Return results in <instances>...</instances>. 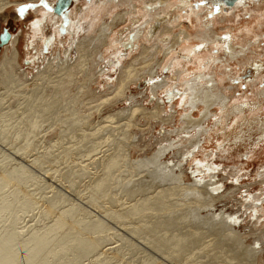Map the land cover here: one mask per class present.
Segmentation results:
<instances>
[{"label": "bare ground", "instance_id": "1", "mask_svg": "<svg viewBox=\"0 0 264 264\" xmlns=\"http://www.w3.org/2000/svg\"><path fill=\"white\" fill-rule=\"evenodd\" d=\"M149 1L151 2L144 7L143 13V16L149 18L135 28L130 35L128 34L127 39H119L118 35L114 36L113 30L118 23L116 22L118 21L117 18L121 17L118 12L111 22L107 23L104 21L98 29H95V34L83 36V39L77 43L75 41L78 52L76 57L72 55L75 50L72 43L63 50V57L61 52L63 48L61 47H65V43L69 41L65 39L64 35L62 37L60 33L61 27L58 30L56 28L58 25H55L52 29L51 39L49 40L52 58L43 69L36 71L38 73L34 74L32 79L27 77L29 72L24 69L25 67L23 68V64L36 61L42 48L44 37L47 38L49 35L47 27L50 26L49 24L53 25L54 22L59 20V17L54 18L57 15V12L54 11L56 4L39 6L36 9L35 20L32 21L33 30L31 29L27 35V38L31 41L29 42L31 48H28L27 53L29 55L28 60H24L25 62L22 60V30H20L21 33H11L9 41L0 47V51L3 48L2 53L0 52V107L3 102L9 101L16 96L24 99L25 108L20 116L21 121L33 130L37 127L46 131L54 129L56 138L53 139L50 146L56 149L61 148V152L83 150L86 148L87 142H91V146L89 147L91 150L96 149L100 144L98 139L103 136L106 138L105 141L112 140L115 143L116 152L103 153L101 157L96 158V160L100 159L103 161V166H105L108 172L104 177H100L88 184V187H91L90 197L93 200L104 198L107 195V188L112 176L109 171L111 169H118L120 167V160L130 156V150L132 148L136 149L138 146L134 142L137 138L136 129L145 132L151 129L153 125L155 126L154 121L168 124L174 116L172 113L163 114L166 112L165 101L160 97H158V101L152 110L141 103H134L116 111L110 109L123 99H132L134 94L131 93L129 96L128 91L131 92V85L141 81L142 77L147 78L149 76L150 86L156 95L159 88L167 86V80L155 81L157 68L161 65L162 61L158 64V60L154 56H151L153 54L152 49L150 51L146 45L141 47V52L130 62L125 64L122 61V75H119L115 84L110 85L111 89L109 91L98 90L100 88L98 85L100 82L99 77L103 75L102 69L104 68L100 65L101 62L106 60L110 55H113L114 60L121 62L122 50L120 47L124 41L126 48L128 44L129 46L131 44L132 47L135 44L138 46V43L145 38L150 39L152 35H154L152 39L157 38L172 31V27H170L169 32L162 30L161 35H158L157 29L161 21H154L156 16L160 17L167 7L174 5V2H171V0ZM20 2L19 0H0V19L3 17L5 19L7 12L4 11L12 3L18 4ZM125 2L136 8L133 0H107L106 3H102L101 8L111 12ZM157 3H159V7ZM232 3L231 7L234 9L244 4L243 0L233 1ZM88 8L80 9L78 12L79 16H75V19L70 24L72 25L71 28L75 27L79 29L82 27V29H85L83 23L89 15ZM67 9L63 10L62 13ZM129 12L131 10H125L124 14ZM99 19L97 17L95 21ZM150 19L152 20L150 21ZM259 25L260 31L252 34V36L260 37L264 35L263 24L259 23ZM1 27L2 25H0ZM8 30L10 31V29ZM200 33L203 34L201 36L202 44L192 45V48L186 54L180 53L179 57L181 59L183 57L184 59L178 62L179 64H185V59L190 60L189 53L197 52V49L201 45L203 47V45L210 44L211 42L222 41L224 45V60L227 63L230 64L231 60H237L243 65L245 63H251L252 65L255 63L254 66L251 65L252 71L263 67L264 62H259L258 59L256 60L250 55V53H256L253 49L256 43L260 42V38L256 40L246 39V35L250 37V33H252L250 27L245 29V33L242 35L244 41H241L238 46L234 42L237 37L240 40V35L233 33L230 26H228V31L223 35H218L211 25ZM189 36H191V32L182 29L175 36L176 41L172 42L176 45L178 40L186 39ZM158 41H162V39L159 38ZM173 48H169L168 52ZM105 50H109L108 57L104 53ZM46 56L43 58H46ZM20 68H23L22 71L19 70ZM6 71H12L9 73L11 81L8 84L10 85L6 84L3 78ZM190 75L188 73L185 74L184 71H178L176 77H174L178 87L183 86V84L185 85L181 96L188 102L187 111L189 112L180 119L181 123H185L184 128L186 130L182 129L184 135H179L177 140H170L168 144H163L157 149L156 154H153L148 159L133 160L132 170L125 171L128 165L122 166L121 173L125 174L124 180L128 179L124 182V185H128L127 182H132L133 185L138 184V182H145L144 185L133 187L134 193L141 190L145 191V194L143 198L137 199L135 202L111 212L115 218L124 219L133 216L142 218L147 214V211H150L157 218L150 221L149 225L154 228L165 226L164 233H149L147 237L157 251L167 253L168 250H171L182 253L188 244H197L199 246L200 251L198 254L193 252V247L186 249L188 252L187 257L184 259L186 264H217L215 260L222 258H219V253H224V258L225 254L229 251V243L235 245L232 247L230 244V247H232L230 251L231 260L235 258L236 254H240V257H243L247 261L246 263L244 262L245 260H236L237 262L225 261L224 258L221 259V261H225H222L223 264H263L262 246H243V238L236 229V226L243 220L240 217L243 214L226 212L224 209L218 213L212 210V208H215L218 200L221 198L227 199L230 193H223L225 191V183L223 181L212 179L218 175L216 167L204 165L202 159L196 158L197 153L195 149L199 144L198 135L203 131V122L200 124L201 118L194 119L193 115L194 109L200 103L205 105V117L211 113L210 107L216 102L223 109L226 108L227 97L221 86H219L217 74L214 71L209 76H207L205 71H199ZM2 87H4V90H1ZM106 108L109 109L106 110ZM237 108L238 106H236ZM33 109L35 112L30 113V110ZM237 111L239 112L241 109L238 108ZM7 114V112L0 113V121H2L3 126L8 125L6 123L8 121ZM51 116L52 122H50L47 128L41 125V123L39 124V119L51 121ZM96 116L102 119L97 121L95 120ZM53 117L55 118L54 122ZM159 119H162V121ZM17 123L19 122L17 121ZM193 124L194 126H192ZM162 130L164 129L162 128ZM21 135L23 134L20 131L16 133L17 137ZM24 136H28V134L26 133ZM114 137H117V139ZM32 145L33 143L28 141L20 145V148H28ZM175 147H177L180 160L172 164L163 161L162 157L166 151ZM186 163H191L190 168L195 177L193 183L187 184L184 181L182 167ZM151 164H155L156 167L151 166ZM144 167L148 171L150 168H153L155 169L154 173L159 174L156 177L149 174L152 177V179L149 177L151 180L148 178L147 180L135 178L134 176L140 171L145 172L142 169ZM153 169H150L152 173ZM31 172L32 170L24 163H20V161L16 166L0 171V246L1 243L7 245L4 248L0 247L1 258L4 259L6 257V261L0 259V264H49L53 260L56 261L63 258L66 260L63 264H78L83 259L79 258V250L87 253L89 248L91 251L97 250L98 252L95 259L87 264H107L108 255L118 251L121 245L113 244V246L111 245L103 250L102 246H106L103 243L108 234L102 235V233L105 229L110 230L111 227L100 217L92 219L84 214L81 218H77L76 215L74 217L76 211L79 210V206L76 204H71L72 206L68 209L60 211L52 222L43 227L36 226V223L27 224V222L19 225L20 220H24L25 217L24 214H18L20 211L25 212L35 207L39 209L42 207L37 204L38 201L32 198L33 194L26 191L24 187L25 180L32 177ZM48 175L46 176L47 178L50 177ZM52 175L53 173L51 172ZM207 177L208 179H206ZM14 178L17 179V183L10 186V182ZM42 180L44 181L46 178L43 177ZM161 184L163 186H160ZM151 187L154 188L153 191L150 190ZM222 187L224 188L223 191H221ZM257 198V196H249L242 203L244 202V207H249L252 210H250L252 212L250 213L249 210L244 209V214L247 215L249 213L250 216L258 219L259 216L256 215L259 211L257 209L259 205ZM56 203L57 201L49 200L48 205L43 208V212L46 214L51 212ZM204 210H208L205 215L203 214ZM205 221L207 223H204ZM149 225L141 221L138 226L132 229H141ZM87 232L89 234L86 236ZM203 256H208L211 261L202 260ZM156 259L152 258V261L146 264H160L159 262L161 261L158 262Z\"/></svg>", "mask_w": 264, "mask_h": 264}, {"label": "rangeland", "instance_id": "2", "mask_svg": "<svg viewBox=\"0 0 264 264\" xmlns=\"http://www.w3.org/2000/svg\"><path fill=\"white\" fill-rule=\"evenodd\" d=\"M19 1L21 2L18 4L12 3L8 9L4 11L7 12V18L5 17L4 19L3 17L0 19V25H2L0 34L5 27L10 29L11 33L22 32V60L25 62L24 60H28L29 58L27 54L28 48H31L29 44L31 41L27 38V35L31 29L33 30L32 21L35 20L36 9L39 6L56 4L57 0ZM106 1L107 0H72L71 7L64 12L65 14L57 13L54 18L59 17V20L54 22L53 25L49 24L50 26L47 27L49 35L47 38L44 37L42 48L40 47L41 50L36 61L23 64V68L25 67L24 69L29 72L27 77L32 79L34 74L38 73L36 71L43 69L47 65V62L51 60L52 51L49 40L51 39L52 29L55 25H58L56 27L58 30L61 27L60 33L62 37L64 35L66 37L65 39L69 41L65 43V47H61L63 48L61 50L63 57V50L69 47L71 43L75 48L72 55L76 57L78 54L75 46L76 43L82 40L83 36L95 34V29H98L104 21L107 23L111 22L118 12L121 17L117 16L118 21L116 22L118 23L113 31L115 33L114 36L118 35L119 39H127L128 34L130 35L135 28L149 18L143 16L144 7L151 2L149 0H133L136 8L125 2L114 10L111 9V12L101 8L102 3H106ZM233 1L235 2L237 0ZM171 2H174V5L167 7V9L161 13L160 17H155L154 21H161L157 29L158 35H161L162 30L169 32V28L172 27V31L169 34H164L163 36H158L153 39L152 37H154V35H152L150 38L152 40L145 38L138 43V46L135 44V46L132 47L131 44L130 46L128 44L127 48L124 41L120 47L122 50L120 57L121 62L114 60L112 57L113 55L109 56V50H105L104 52L105 55L109 57L100 64L104 68L102 69L103 75L99 77L100 82L98 85L100 88L98 90L109 91V89H111L110 85L115 84L119 75H122V61H124L125 64L130 62L141 52V47L143 45H146L150 51L152 49L153 54L151 56H154L156 60H158V64L162 61L161 65L157 68L158 71L154 78L155 81H168L167 86L159 88L158 94L156 95L150 86L149 76H147V78L142 77L141 81L131 85V92L128 91L129 96L133 93L134 97L132 99H123L119 101L110 108L111 110H121L134 103H141L143 106L152 110L158 101V97H160L165 101L166 112L163 114L172 113L174 115L171 122L168 124L154 121L155 126L153 125L151 129L145 132L136 129L137 138L134 142H136L138 146L136 149L132 148L130 150V156L120 160V167L118 169H111V171H109L112 174L109 184L110 187L108 186L109 189L107 188V195L104 198L93 200L90 197L91 187H88V184L107 175L108 170L103 166V161L100 159L96 160V158L101 157L103 153L109 154L117 151L116 145L112 140L105 141L106 138L103 136L98 139L100 144L96 149L91 150V148H89L91 142H87L86 148L83 150L61 152V148L56 149L50 146L53 139L56 138L54 129L46 131L37 127L33 130L21 121L20 116L25 108L24 99L16 96L2 103L0 113H8L6 115L8 118L6 123H8V125L3 126L2 121H0V171L16 166L19 161L27 165L33 173L31 172L32 177L24 182L25 190L32 193V198L38 201V205L42 206L40 209L35 207L34 209L29 208V211H20L18 214H24L25 217L24 220H20L19 225H23L27 222V224L36 223V226L43 227L52 222L60 211L68 209L72 206L71 204H76L79 206V210L76 211L74 217L76 215L77 218H81L83 214L92 219L100 217L111 227L110 230L105 229L102 233V235L108 234L103 243L106 246H102L103 250L111 245L113 246V244L121 245L118 251L108 255L107 264H146L151 262L152 258H157L156 260L158 262L161 261L159 262L160 264H186V262H184V259L188 255L186 249L193 247V252L198 254L200 248L197 244H188L185 251L182 253L173 252L171 250H168L167 253L162 250V252H159L147 239L149 233H164L165 226L154 228L149 225L150 221L157 218L156 216H153L150 211H147V214L142 218L133 216L130 218L117 219L113 216L111 211L121 209L123 206L129 205L137 199L143 198L145 194V191L141 190L136 193L133 192V187L144 185L145 182H138L136 185H133L132 182H127L128 185H124V182L128 179L124 180L125 174L121 173L122 166L128 165L125 171L132 170L133 160L148 159L152 157L153 154H156L155 152H157L160 146L168 144L170 140H177L179 135H184L182 129L186 130V128H184L185 123H181L180 119L189 111H187V100H184L181 96L183 89H185V85L183 84V86L178 87L176 85V79L174 78L178 71H184L185 74L188 73L189 75L199 71H205L207 76L214 71L217 74L219 86H221L227 97V107L223 109L222 106L216 102L211 105L210 108L212 111L208 116L206 115V117L204 116V104L200 103L199 106L194 109V119L201 118L200 124L203 122V131L198 135L199 144L195 149L197 153L196 158L202 159L204 165L216 167V173L218 175L212 179H220L223 181L225 183V191L223 193H230L227 199L221 198L218 200L215 208H212V210L218 213L224 209L226 212L243 214L240 216L243 220L236 226V229L241 234L240 236L243 238V246H262V262L264 264V235H260L262 233L264 234V65L259 68V70L252 71L251 63H245L243 65L237 60H231L230 64L227 63L224 60V45L222 41L211 42L210 44L203 45V47L201 45L200 48H196L198 50L197 52L189 53L191 59H185V64L182 63L181 65L178 63L184 59L183 57L182 59L179 57L180 53L186 54V52L192 48V45L202 44L201 36L203 34L200 32L206 30V27L210 25L217 31L218 35L225 34L228 31V26L232 27L233 33L240 35V40H238L237 37L234 42L236 46H238L241 41H244L242 35H244L245 29L250 27L252 33H250V37L246 35V39L256 40L260 38V42L256 43L253 49L256 53H250V55L253 56L254 59H258L259 62H264V35L260 37L255 35L252 36V34L260 31L259 23H262L264 28V0H243L244 4L236 8L238 10L231 7L233 3H225V0H171ZM27 4H32L35 7L26 10L24 15L21 16L20 13H18V7ZM157 5L159 7V3H157ZM87 7H89V15L83 23L85 29H82V27L79 29L75 27L71 28L72 25L70 24L72 20L75 19V16H79L78 12L80 9H85ZM125 10H131V12L124 14ZM97 17L98 19L100 17V19L95 21ZM220 17H222V19H220ZM174 19L176 20L174 21ZM151 20L152 19H150V21ZM182 29L191 32V36L186 39L183 38L178 40L176 45L173 44L172 41H176L175 36L178 35ZM20 30L22 31L20 32ZM196 34H198L200 38ZM159 38L162 39V41H158ZM27 44H29V46H27ZM169 48L173 49H170V52H168ZM2 50L3 48H1V53ZM32 52L34 53V51ZM45 56L46 58H43ZM216 57H218L217 60ZM254 64L255 63H253L252 66H254ZM23 68L19 70L22 71ZM10 72L12 71L4 72L3 78L6 84L11 81L9 76ZM16 89H18V87H16ZM1 90H4V87H2ZM236 106H238L241 111L238 112ZM107 109L109 108H106V110ZM34 112V109L30 110V113ZM54 119L53 117V122ZM101 119L102 118H99V116L95 118L97 121ZM159 120L162 121V119ZM17 121L20 124L17 123ZM50 122H52V116L51 121L39 119V124L41 123L45 128L50 125ZM194 124L192 126H194ZM162 128L164 130H162ZM18 131L22 132L23 135L17 137L16 133ZM174 131L177 132L175 133ZM26 133L28 136H24ZM114 138L117 139V137ZM28 141L32 142L33 145L28 148H20V145ZM162 160L166 161L168 164L180 160L177 147L166 151ZM151 166L156 167L155 164H151ZM190 166L191 163H186L182 167L184 171V181L187 184L193 183L195 180ZM142 169L145 170V167ZM150 169L149 171L146 169L145 172L140 171V174L138 173L134 177L137 179L143 178L147 180L148 178L151 180L152 175L156 177L159 174L154 173L155 169H153L152 173ZM51 172L53 173L52 176ZM149 174L152 175L149 176ZM47 175L50 177L47 178ZM43 177L46 178V180L43 181ZM206 179H208V177ZM16 180L17 179L14 178L10 182V186L16 185ZM160 186L163 185L161 184ZM224 188L222 187L221 191H223ZM153 189L154 188L151 187L150 190L153 191ZM249 196L258 197L257 201L259 205L257 209L259 211L256 213V215L259 216L258 219L250 216L249 213L247 215L244 214V209L251 210V208L243 206L244 202L242 203V201ZM46 199L48 201H43ZM49 200L57 201V203L55 207L52 208V211L46 214L43 212V208L48 205ZM251 211L250 213H252ZM203 212L205 215L208 210H204ZM141 221L143 223L146 222L149 226L141 229H132L138 226ZM204 223H207V221ZM184 231L186 230L184 229ZM88 234L89 232L86 233V236ZM230 244L232 247L235 246L233 243H229V251L225 254V259L223 258L224 253H219V258H222H220V260H215L217 264H223L225 261L235 262L236 260H245L244 262L246 263L247 260L240 257V254H236L235 258L231 260L230 251L232 247H230ZM97 252V250L91 251L90 248L87 250V253L79 250V258L83 259L78 264H87L93 261ZM201 259L211 261L208 256H203ZM221 259L225 261L222 260V262ZM65 261V258H63L61 260H53L49 264H63Z\"/></svg>", "mask_w": 264, "mask_h": 264}, {"label": "water", "instance_id": "3", "mask_svg": "<svg viewBox=\"0 0 264 264\" xmlns=\"http://www.w3.org/2000/svg\"><path fill=\"white\" fill-rule=\"evenodd\" d=\"M72 0H58L56 3V7L54 8V11H56L58 14L62 13L63 10L67 9L71 5ZM226 3L231 4L233 0H225ZM5 33L7 34L8 38H3ZM11 37V32L7 29V27L4 28L3 32L0 34V47L6 44Z\"/></svg>", "mask_w": 264, "mask_h": 264}, {"label": "snow or ice", "instance_id": "4", "mask_svg": "<svg viewBox=\"0 0 264 264\" xmlns=\"http://www.w3.org/2000/svg\"><path fill=\"white\" fill-rule=\"evenodd\" d=\"M33 7H35L34 5H32V4H27V5H23V6H21L20 8H19V13H20V15L21 16H23L24 15V13L26 12V10H28V9H30V8H33ZM3 38H5V39H7L8 38V36H7V34L5 33V35H4V37Z\"/></svg>", "mask_w": 264, "mask_h": 264}]
</instances>
